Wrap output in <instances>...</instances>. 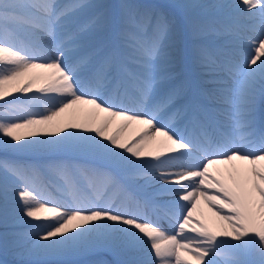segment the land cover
<instances>
[{"label":"snow or ice","instance_id":"snow-or-ice-1","mask_svg":"<svg viewBox=\"0 0 264 264\" xmlns=\"http://www.w3.org/2000/svg\"><path fill=\"white\" fill-rule=\"evenodd\" d=\"M240 3L252 35L228 3L0 0V150L73 158L0 160V251L16 264H264V0ZM221 35L240 47L207 39ZM44 170L70 204L36 191ZM76 174L99 182L78 189ZM9 178L22 183L11 216Z\"/></svg>","mask_w":264,"mask_h":264},{"label":"rangeland","instance_id":"rangeland-1","mask_svg":"<svg viewBox=\"0 0 264 264\" xmlns=\"http://www.w3.org/2000/svg\"><path fill=\"white\" fill-rule=\"evenodd\" d=\"M94 2L97 3H118L119 0H94ZM23 95V94H21ZM2 103V102H0ZM46 106L44 108H42L40 105V108L43 110L45 108L51 107L53 105L58 106V102L55 101L54 99L48 101L45 103ZM54 157H56V159H65V160H69L66 158H71L70 160H72L73 158L69 155V154H62V153H32V152H0V160H15L21 163H31V164H37L38 162L41 163H45L47 161L53 160ZM37 160V162H36ZM83 160V159H82ZM75 162V160L73 161ZM79 163V162H78ZM77 176H79L78 174L74 175V177H76V187L78 189H82L85 191H90V189L88 188V184L91 181L94 185L95 182L87 177V176H80V178L83 177L84 181L82 179H80V181L77 179ZM3 179H4V174L2 171H0V191L3 192L2 190V185H3ZM141 181V180H140ZM140 181H136L135 183H131L129 185L130 188H139L137 186L138 182ZM60 182L65 183V181L63 180L62 177L50 172V171H46V172H41L39 181L37 182L36 185V191L37 192H44L48 198L50 200L53 201H62L64 203L70 204L71 203V198L63 195L62 191L65 186L63 187ZM22 187V183L17 181L15 178H9L8 179V191L7 192H14L17 195L18 198V192ZM112 189L109 188L108 192L111 193ZM122 198V197H121ZM18 200V199H16ZM122 200L120 198H118L116 200L117 204H120L119 201ZM2 201H5V196L0 194V213H2L4 205ZM19 202L17 201H12L10 199L7 198V204H8V209H9V213L10 216L12 214V209L15 208L17 206ZM0 226H3L2 224H0ZM4 231V227H0V232ZM8 256L2 251V254L0 253V264H14V263H10L13 262L12 260L7 258ZM84 260H93L96 259V257H84ZM105 259L108 260H115L117 259L114 256L108 255L104 257ZM67 259H71L72 260H79V257H69ZM82 260V259H80ZM8 261V262H7Z\"/></svg>","mask_w":264,"mask_h":264},{"label":"bare ground","instance_id":"bare-ground-1","mask_svg":"<svg viewBox=\"0 0 264 264\" xmlns=\"http://www.w3.org/2000/svg\"><path fill=\"white\" fill-rule=\"evenodd\" d=\"M160 1H163L164 5L173 4V3H184V2L200 3V4H205V5H212V4H217V3H228V4H232V5H239V8H237L235 10L236 11V16H237V19H238L239 25H240L239 31L240 32L242 31L241 34L244 35V36L253 34L252 32L246 31L244 29V27H243V25L248 23V21L246 20V13L242 12V9H243L244 6L240 3V0H160ZM155 4H160V3H155ZM208 18H209V20H215L217 22H220L222 20V16H221V14L219 12H212L211 10H208ZM216 38H217V36H209V37H207V39H210V40H213V41ZM230 41H228V42H230ZM231 47L232 48H239L240 45L238 43H235V44H231ZM175 56H176V59H177L178 64H179L180 59L183 58V57H187V54L186 53L181 54L180 52H176ZM54 100L58 102L59 101V97H55ZM41 105H42L41 106L42 108H44L46 106V104H44V103L41 104ZM88 118L89 117H88V115H87V113L85 111L78 112L76 114V117H75L77 122L82 121V120H86ZM57 119L64 120V119H66V116H65V114H61V116L58 117ZM111 130L112 129L110 127L109 131H111ZM134 131H135V128H129V129H126L125 132L122 135L128 136V135H131ZM70 179L74 182L75 181L74 175ZM63 180L65 181L64 178H63ZM95 180L97 181V183L99 182L98 179H95ZM140 182H141L140 184H143V180L140 181ZM60 184L63 187L65 186V183H63V182H60ZM155 187H156V185H153L152 188H149L147 191H152L153 188H155ZM139 192H143V193H142V195H138L136 193L137 197L138 198H143L144 191L140 189ZM14 195H15V193H7V197L14 196ZM120 199H123V198H120ZM198 208H199V211L204 214V217L211 216V210L202 201H201L200 205L198 206ZM146 210H148V209H146ZM188 234L191 235V233H188ZM7 254L10 255L13 258H18L19 259V257L15 256L11 251H9Z\"/></svg>","mask_w":264,"mask_h":264}]
</instances>
